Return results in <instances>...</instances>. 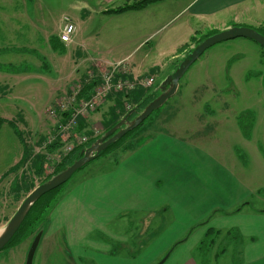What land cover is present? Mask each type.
<instances>
[{"label":"rangeland","instance_id":"rangeland-1","mask_svg":"<svg viewBox=\"0 0 264 264\" xmlns=\"http://www.w3.org/2000/svg\"><path fill=\"white\" fill-rule=\"evenodd\" d=\"M135 1L137 0H0V117L6 121L0 130V232L4 230L28 192L53 173L52 165L45 163L47 167H44L43 175L38 176L35 168L31 167L34 159L30 160V166L28 164L26 169L21 168L18 172L14 170L24 157L31 155V148L41 138H45V124L48 122L50 126L55 125L47 116V110L45 111L47 90L51 91L52 86L57 83L67 86L75 83L76 80H70V77L76 71V61L80 58L97 57L114 61L133 49L132 44L140 33L132 32L130 23L137 17L107 13L106 10L121 8ZM187 1L162 0L149 7L147 14L151 13L157 18L156 32L151 38L152 43L146 49H139L137 58L144 56L145 50L152 46L162 51L173 48L174 43L180 39L174 36L172 42L169 35L187 18L188 15L182 13L183 5ZM73 12L80 19L83 17L86 23L77 20L82 23V40L78 47L67 49L57 38L62 18H71ZM130 33L133 34L130 36ZM96 34H100V38L95 37ZM84 61L79 60V63ZM163 77L160 74L158 78L161 80ZM37 89L41 91L38 92ZM155 89L156 87L149 94ZM33 95L34 101L28 98ZM53 106L52 103L48 109ZM167 108L171 109L167 111ZM212 111L219 118L218 124L212 123ZM163 112L167 113L168 120L171 119L176 124L183 121L187 135L182 137L190 141L195 139L192 137L195 132L201 131V135L204 132L208 144L205 151L219 162L218 171L226 173H219L206 163V180L211 179L212 174L219 179L220 174L223 181L227 182L229 192L225 196H217V202L214 203L219 207L215 210L219 211L223 220L231 219L228 216L235 215L240 205H243L242 202L239 208L236 206L239 199L235 192H239L238 197L240 195L238 181H242L247 190H252L251 194L248 193V197L252 195L248 199L253 209L250 211L251 215L256 216V213L264 211V48L254 41L238 38L208 49L181 78L178 92L167 105L155 111L144 126L128 133L125 143L112 147L110 153L88 163L60 187L56 199L46 209L45 215L27 232L21 242L0 251V264H25L33 240L40 232L43 235L33 264H138L137 261L127 258L129 252H138L132 230L134 219L131 215H126L120 221L114 218L109 220L107 227L112 229L110 234L89 236L87 242L96 243L100 242L97 239H104L115 250L114 254L106 252L105 255L96 251L87 252L93 256L98 254L102 256L101 259H81L77 254L85 257V252L71 249L68 234L71 229V237L75 235L77 239H81L84 237L81 233L87 232L93 224L100 226L97 223L100 222L101 214L105 216L102 212L105 203L101 177L118 164L120 159H117V155L122 157L124 154L121 150L136 146L138 138L142 137L137 135L148 123L153 122L156 115L164 114ZM200 119L202 123L199 122ZM210 120V124H206ZM165 128L169 131V125ZM97 130L100 133L99 127ZM121 142L123 140L119 144ZM38 150L37 154L41 153ZM22 169L26 171L27 178L24 177L22 182H18L17 178L20 177L17 175L22 173ZM213 170L215 171L212 172ZM111 182L113 190H110V197L126 194L127 191L133 192L122 181L114 179ZM116 182L123 184V193H120V189L117 190ZM69 196L73 198L68 201ZM129 196L130 194H126L125 199ZM64 198L68 202L66 207L59 203ZM60 211L62 220L67 223L66 227L70 226L68 230L59 228L57 216ZM257 224L264 228V219L258 220ZM164 231L165 225L156 236L158 244L160 240H166L170 236L162 234ZM257 235L253 233V241L249 234L232 235L227 243H219H222L220 250H228L227 253L220 251L224 255L222 263L206 261L203 264H243L239 253L251 244L255 245L250 246V251L247 250L245 263L264 264V241L259 243L264 236ZM19 237L14 240L17 241ZM143 239L145 237L140 238ZM87 242L83 240L80 243ZM174 246L173 244L165 256L154 264L168 257ZM197 252H212V247ZM248 255L251 260L247 259Z\"/></svg>","mask_w":264,"mask_h":264},{"label":"crops","instance_id":"crops-1","mask_svg":"<svg viewBox=\"0 0 264 264\" xmlns=\"http://www.w3.org/2000/svg\"><path fill=\"white\" fill-rule=\"evenodd\" d=\"M104 1L109 2L110 0ZM151 5L141 10L121 13L122 15L137 17L136 20L130 23L131 31L140 33V36L132 44L134 45L133 49L122 54L114 61L113 59H98L97 57H92V59L80 58L76 61L77 68L70 80H76L75 83L79 81L88 83L87 86L100 84L104 74L113 70L118 63L122 62L125 64L122 65L121 71L116 73L114 82L119 80L134 82L154 79L151 86L137 85L129 94L119 91L112 92L88 118L81 119L78 132L82 135H87L90 139L94 136V129L98 127L101 129L98 134L99 138L104 134L107 126L115 125L127 115L128 111L143 102L148 103L149 100H153L159 94L157 91L161 83L175 72L187 53L195 47L192 39L202 38L212 31L221 32L236 26H245L253 29L261 28L264 30V0H188L183 5L184 8L182 10V13L185 12L188 15L187 18L184 19L183 23H180L181 26L179 28L169 35V39L172 42H174V36L180 39L174 43L173 48L169 51H162L151 45L152 47L145 50L144 56L137 58L136 54L139 49H146L152 43L151 38L156 32L157 18L151 13L147 14ZM108 10H106L107 13ZM72 17L71 19L77 27L73 43L65 45L60 42L59 37L57 38L63 44V47L67 49L79 46L78 44L82 40L81 26L82 23H86L83 17L80 19L74 12ZM174 18L172 21L175 20ZM77 20L82 23L77 22ZM120 21L125 22L126 20ZM60 33L61 25L59 27V35ZM132 34L130 33V36ZM95 37L100 38V34H96ZM79 60L85 61L79 63ZM160 74L164 75L161 80L158 78ZM92 75L93 79L90 78ZM73 76L74 79H72ZM73 84L67 86V84L60 85L57 83L52 86L51 91L47 90L45 95V105L47 107L45 106V111L48 110L52 103L55 105V102L61 96L70 92ZM155 87L156 89L153 93L149 94ZM37 91L40 92L41 90L37 89ZM28 98L34 101L35 96H29ZM168 109L171 108H167V111H169ZM166 112L156 115L153 118V122L148 123L137 135L142 136L138 138L137 145L131 149H122L121 151H124L122 157L117 155V159H120L117 161L118 164L101 177V182L104 185L103 202L105 203L104 211L102 212L105 216L101 214L100 222L97 223L100 226L93 224L87 232L83 231L81 233L84 236L81 239H77L75 235L71 237V229H69L68 242L72 244L70 245L72 246L71 249L85 252L83 255L85 257H81L82 254L80 253L77 254L81 259H88V257L91 260L101 259L102 256L98 254L95 256L89 255L87 253L89 251L101 252L104 255L106 252L114 254L115 250L111 249L108 246V242L104 239H97L100 242L96 243L87 241L89 236L110 234L112 229L107 227L108 221H112L113 218L120 221L125 219L126 215L133 216L134 228L132 230L135 236L136 250L138 251L133 254L129 252L127 258L137 261L138 264H145L146 262L154 264V262H158L173 244L175 245L179 242L171 250L172 252L164 264H203L206 261L222 263L224 259L222 256L224 255L220 254V251L227 253L228 250H220L222 246V243L219 244L220 242L225 241L227 243L231 236L237 233L244 236L249 234L252 241L254 232L258 234L257 236H264L263 226L257 224L258 220L264 219V211H261L260 214L256 213V216L251 215L250 211L253 209L248 199L252 195L248 196L252 193V190H247L242 181L237 183L240 187V195L238 197L237 193L239 192H235L236 198L239 199L236 206L239 208V205L243 202L242 204L248 207L240 205V209L235 215L228 216L231 218L229 220H223L224 218H222L219 211L215 210L219 208L214 204L217 202L216 197L225 196L229 192L227 182L223 181L220 174L219 179L212 174L211 179L206 180L204 173L206 163L209 167H214L217 172H223L218 171L220 169L219 162L205 151V147L208 144L203 134L204 132L202 135L200 134L201 131L195 132L192 136L195 139L192 141L182 137L187 135V129L184 128L183 121L181 120L180 123L176 124L175 121L168 120ZM211 113H213L212 116L214 117L212 123L218 124V116H216L214 111ZM199 122L202 123V119ZM210 122L211 120L206 124H210ZM167 125H169V131L165 128ZM43 129L46 133L45 138H41L31 148V155L24 157L21 163L16 165L14 168L16 172L21 168L26 169L28 164L30 166V160L32 161L33 159L31 167L35 168V172L40 169L38 157H34V155L37 154L38 149L41 151V153H38L39 155L47 156L49 154L45 143L53 130V126H50L47 122ZM172 131L178 133H173ZM23 169L22 173L17 175L20 177L17 178L18 182H22L24 177L27 178L25 176L27 175L26 171H23ZM114 179L126 183L129 189H133L132 193L126 190V194H130L127 199H125L126 194L118 195L117 197L109 196L110 190H113L111 181ZM116 186L117 190L120 189V193H123L121 190L123 184L116 182ZM257 192L260 191L258 190ZM248 193L250 194L248 195ZM72 198L69 196L68 201ZM59 203L60 206L63 204V207L68 204L65 198ZM207 204L210 205L207 206ZM169 206L172 207V210ZM247 209L248 211L246 212ZM213 210H215L214 213ZM55 215L57 216V212ZM57 217L59 228H67L68 230L70 226L66 227L67 223L62 220L61 211L58 212ZM163 225H165V231L162 234H170V236L166 240H160L158 244L159 240L156 236L163 230ZM76 234L79 235V232ZM146 236L148 237L146 238ZM141 237H145V239L140 240ZM83 240L87 243L81 244L80 242ZM262 241H264L263 238L259 243H262ZM242 242L243 239L241 244ZM253 245L255 244L250 246ZM250 246L248 248L246 246L239 253L243 264H247L245 263V255H247V250L250 251ZM206 247H212V252H197L202 251ZM247 259L251 260L249 255ZM259 259L260 257L255 262Z\"/></svg>","mask_w":264,"mask_h":264},{"label":"water","instance_id":"water-1","mask_svg":"<svg viewBox=\"0 0 264 264\" xmlns=\"http://www.w3.org/2000/svg\"><path fill=\"white\" fill-rule=\"evenodd\" d=\"M244 38L252 40L264 48V35L259 33L256 29L236 26L227 30L218 32L197 44L190 50L184 59L180 62L174 73L169 75L159 86L158 96L151 101L141 112L134 109L130 111L118 124L112 129L103 134L90 147L81 151L80 159L76 160L72 165L54 175L45 183L37 186L31 191L24 201L21 203L13 217L9 220L4 230L0 234V251L7 247V245L14 238L20 227L24 223L31 208L46 194L62 187L66 184L72 176L86 166L91 161L97 159L101 153L106 151L111 145L115 144L128 133L138 128L143 124L155 111L161 109L178 91L179 82L189 68L211 47L226 41ZM136 114L135 118L131 116ZM43 232H40L29 249L25 264H33L36 250L39 246ZM167 257L158 264H164Z\"/></svg>","mask_w":264,"mask_h":264},{"label":"built area","instance_id":"built-area-1","mask_svg":"<svg viewBox=\"0 0 264 264\" xmlns=\"http://www.w3.org/2000/svg\"><path fill=\"white\" fill-rule=\"evenodd\" d=\"M61 23L59 40L65 45H70L77 33V27L68 16H64ZM124 64L123 62L118 63L113 70L105 73L101 83L94 86L88 98H82L88 83L79 81L73 84L70 92L61 96L55 105L47 110V116L55 125L45 145L47 148L58 143L61 145L54 154L47 155L48 165H52L53 173L55 171L54 166H58L76 148L85 146L90 142L91 139L87 135L78 132L81 119L88 118L112 92L119 91L129 94L137 85L149 87L153 84V78L144 81L119 80L114 82L116 73L121 71ZM90 78L93 79V75ZM93 133L92 139L98 138L99 131L94 129Z\"/></svg>","mask_w":264,"mask_h":264},{"label":"trees","instance_id":"trees-1","mask_svg":"<svg viewBox=\"0 0 264 264\" xmlns=\"http://www.w3.org/2000/svg\"><path fill=\"white\" fill-rule=\"evenodd\" d=\"M159 1L162 0H137L135 1L133 4H128L127 6L121 7V8H117V9H111L108 10V13H124L127 11H132V10H141L144 7H147L150 4L153 3H157ZM259 33H261L262 35H264V30L259 28L256 29ZM218 33V31H212L209 34L205 35L202 38L199 39H192V43L194 46H196L197 44H199L201 41L205 40L206 38L214 35ZM94 86H86L85 87V91L82 94V98H88L91 95V91L93 90ZM158 96V95H157ZM156 96V97H157ZM155 97V98H156ZM154 98V99H155ZM153 99V100H154ZM151 100V101H153ZM150 100L148 101V103L143 102L141 103V105L137 106L136 108L134 107L132 110L137 109V111L141 112L150 102ZM130 110V111H132ZM128 111L127 114L130 112ZM136 114H133L131 116V119L135 118ZM150 119V118H149ZM149 119H147L146 121H148ZM146 121L141 124L139 127H142L145 125ZM6 121L0 117V130L3 126V124ZM115 125H111V126H107L105 129L104 134L109 131L110 129H112ZM79 131V130H78ZM135 132V131H134ZM128 135V134H127ZM123 137L121 140H123V142H120V140L118 142H116L115 144L111 145L106 151H104L103 153H101L100 156L104 155V154H108L110 153L112 150H110L112 147H119L121 146L123 143H125L127 140H125L128 136ZM97 139L99 138H94L91 139L90 142L88 144H86L85 146L76 148L72 153H70L67 157H65L62 162L56 166V169L54 171V173L46 178L43 179V181L40 183H45L46 181H48L49 179H51L54 175H57L58 173H60L61 171H63L64 169H66L68 166L72 165L76 160L80 159L82 156L80 155L81 151L85 148L90 147ZM61 147V145L55 144L53 146H50L47 148V153L49 154H53L54 152H56L59 148ZM115 149V148H114ZM110 150V151H109ZM99 156V157H100ZM36 157H38V162L40 163L39 167L40 169L37 170V175L38 176H42L43 172H44V167H45V163L48 164V157L47 156H43V155H37ZM98 157V158H99ZM35 189V187H33L28 194L33 191ZM60 188L46 194L45 196H43L38 202L35 203V205L31 208L28 216L26 217L24 223L22 224V226L20 227L19 231L16 233V235L14 236V238L11 240V242L7 245V246H16L21 242V239L25 237V235L27 234V232L35 225L37 224L41 218L45 215V211L47 208H49V206L51 205V203L56 199L58 191ZM27 197V196H26ZM20 236V237H19ZM16 237H19V239L17 241H15L14 239ZM211 237V236H210ZM180 243V242H179ZM179 243L175 244L174 247H176ZM172 252V251H171ZM170 252V253H171Z\"/></svg>","mask_w":264,"mask_h":264},{"label":"bare ground","instance_id":"bare-ground-1","mask_svg":"<svg viewBox=\"0 0 264 264\" xmlns=\"http://www.w3.org/2000/svg\"><path fill=\"white\" fill-rule=\"evenodd\" d=\"M0 234H1V232H0Z\"/></svg>","mask_w":264,"mask_h":264}]
</instances>
